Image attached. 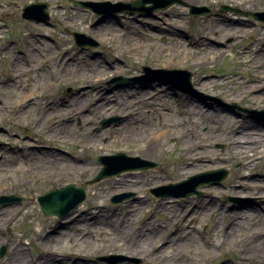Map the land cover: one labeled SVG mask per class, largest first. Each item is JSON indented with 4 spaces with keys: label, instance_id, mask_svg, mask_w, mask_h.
I'll return each mask as SVG.
<instances>
[{
    "label": "rangeland",
    "instance_id": "obj_1",
    "mask_svg": "<svg viewBox=\"0 0 264 264\" xmlns=\"http://www.w3.org/2000/svg\"><path fill=\"white\" fill-rule=\"evenodd\" d=\"M123 1L131 0H0V195L22 197L0 206V248H8L0 256V264H256L241 255L247 242L240 240L264 229V148L248 153L257 162L251 171L242 170L245 159L232 151L234 146L225 138L223 123H208L202 113L194 115L192 104L212 103L264 132V118L232 106L236 103L257 112L264 110V0H174L166 9L159 6L165 2L141 0L142 10L127 7L129 10L120 14L104 15L89 5ZM40 2L48 3L44 9L47 21L22 18L24 6ZM194 5L207 6L211 13L190 14ZM30 10L39 15L43 12L37 7ZM124 23L128 27L123 28ZM203 31L212 33L211 39L203 46L190 45L194 35L202 42ZM74 32L83 35L82 45L76 43ZM180 38L183 41H177ZM144 65L160 70L156 74L162 81L169 76L176 82L182 80L177 79L181 75L176 69L191 72L196 93L185 94L159 79L116 82L121 77L140 78ZM199 80L207 85L200 88ZM87 85L105 88L112 100L126 89L139 87L137 98L123 94L120 102L122 107L137 110V120L126 122L121 112L95 107L98 96L92 91L85 96L84 105L91 111L83 113L91 123L76 122L69 136L64 118L77 108L75 103L82 96L80 92L88 90ZM152 88L159 93L151 92L147 100H141ZM115 116L122 120L115 123L109 119ZM105 120L110 122L103 124ZM161 122H187L184 133L177 134L193 131L210 146L206 155L212 161L185 176L167 178L165 172L178 167L181 160L176 150L180 139L166 145L160 141L154 154L142 153L144 136L161 132ZM127 126V132L119 135ZM101 131H108L109 137L98 138ZM34 148L43 149L50 163V154L63 153L59 170H71L70 181L52 182L56 178L51 176V168L37 167L27 157L21 158L36 152ZM119 152L157 166L123 168L120 174L93 182L104 166L97 159ZM221 156L227 157L225 162L214 159ZM109 162L111 170L138 165L133 159ZM219 168L228 172L221 180L218 174L206 173ZM155 177L159 179L152 183ZM119 178L134 184L115 183ZM71 183L85 187V202L63 220L44 216L38 195ZM190 186H198L203 195L175 196ZM208 190L213 191L212 197ZM118 194L128 196L111 202ZM170 199L175 201L165 205ZM138 201L142 209L132 216L129 206ZM243 206L247 211L239 210ZM96 210L97 217L91 219ZM228 212L238 213L241 224L243 215H250L245 225L238 226L237 236L224 237L222 233L231 225ZM62 221L67 222L64 229ZM144 222H148L144 230L154 228L148 232L149 239L138 244L129 229L143 227ZM169 239L172 242L163 248V254L154 249ZM134 246L137 253L131 252ZM16 249L26 258L15 263L12 254Z\"/></svg>",
    "mask_w": 264,
    "mask_h": 264
},
{
    "label": "bare ground",
    "instance_id": "obj_2",
    "mask_svg": "<svg viewBox=\"0 0 264 264\" xmlns=\"http://www.w3.org/2000/svg\"><path fill=\"white\" fill-rule=\"evenodd\" d=\"M190 1H192L193 3L196 2V0H190ZM124 17H125V15H124ZM100 19L105 20V18L103 19V17H101ZM139 21H141V20H139ZM168 24H170V23H168ZM122 27L126 28L128 26L127 25L125 26V23H124V25H122ZM215 30H218V28L216 27ZM105 33H111V31L106 30ZM214 34L215 33H213V35ZM211 35H212V33H207V31H203L202 35L199 38L200 40H202V42L198 41L197 40L198 37L196 35H194V36H192L191 41H189L190 45L194 46L195 44H199V45L203 46V45H205L204 44L205 40L207 41V40L211 39L210 38ZM190 37L191 36L188 35L187 39H189ZM177 38L178 37L175 36L174 40ZM179 40L183 41V39H181V38L178 39L177 41H179ZM39 41L40 40H38V42ZM34 49H36V47ZM197 84L200 88H204L207 85V83H203L201 80H199ZM85 87H88V90H86V91L83 90L80 92V93H82V96L80 98H78V100L75 103L77 108L73 109L72 108L73 105L68 106V108H70V107L72 108L71 109L72 112L67 113L66 117L64 118V123H65L64 126L65 127L69 126L68 132H67L69 136L72 135L71 130L73 129V127H72L73 124H75L76 122L81 124V121H83V120L87 121L88 118H86L85 114H83V113H85V111H89L90 109L84 106L86 104V101H87L85 99V96H87L92 91L95 92L96 96H98V100L94 105L95 107L102 109V110L106 109L107 111L110 110V111L121 112V113H123L126 122H128V120H131V121L137 120L135 117V114L138 117L137 110L134 111L133 106H128L127 108L124 106L122 107L121 106L122 104L120 102L122 101L121 97L124 95L132 97V98H137V96H139V94L141 93L140 90H137V89H140L139 87L133 86V89H130L131 91H127V89H126V90H124V92L120 93V97L119 96L117 98L115 97V98H113V100L108 99V95H110V94H108V91L105 88H102L101 86H95L94 87L92 85H87ZM151 92L154 94L159 93L156 88H152V90L145 92L146 94H143V95H146V98L144 96V97H142L141 100H144V99L147 100L148 95ZM189 101H190V105H191V103L193 101L192 98H190ZM192 106H194L193 107L194 115L202 113L204 115L206 121H208V123H212L213 121L218 122V120L223 123L224 128L222 129V131L224 130L225 138L228 137V140L234 146L232 151L245 159L242 162V170L251 171V168H253L255 166L254 164L257 162V159L254 157V155H251L248 153L256 152L257 150H259V149L261 150V148H264V132H262L261 130L259 131L257 127L255 128V126L252 127L251 125H247V124L245 125V124L241 123L239 121V118H238L241 116H238L237 114H228L225 110L221 109L220 107L212 106V103H204L201 101V102H199V104H195V102H193ZM131 110H133V111H131ZM234 115H236V116L234 117ZM90 123H91L90 120H88L86 122V124H90ZM132 125H133V122H132ZM188 125L189 124L187 122H180L179 124H174V125L161 122V126L164 127V129L161 132H159L157 134H152L149 136L147 135V136H144V138H143V141H144L143 145L144 146L142 148V153L144 154V156L154 154V152L158 148V145L160 144V141L164 142L166 145V143L175 142L177 139H180V141H179L180 144L176 148V150L181 155V160L178 163V167H176L172 171L165 172V175L167 178H177V177L185 176V175H187L189 170L203 168L205 166V163L212 161V158L209 157L208 155H206L211 150L210 146L204 144L203 141H201L199 138H197L195 136V134L193 133V131H189V133L184 135V136H182L183 134L182 135L177 134V133H184L185 128H187ZM128 127L129 126L120 130L119 135H121V136L124 135L127 132L126 130L128 129ZM179 129H181V130L179 131ZM116 133H117V131H116ZM105 135L109 137V132L108 131H105V132L101 131L97 137L98 138L104 137ZM129 136H131V134H129L128 137ZM86 142H89V140L87 139ZM102 148H104V147H102ZM33 150H35V151L37 150V151L36 152L31 151L27 154H22L21 158L24 159L25 157H27L30 160V163L32 162V165H34V166H37V167L47 166V167L51 168L52 171L54 172L51 176L53 178H56V179L52 180V182L59 183L62 181H65V182L70 181V178H67V177L72 171L65 169L63 167L61 170H59V167H60L61 163L63 162V157H64L63 153L50 154V157L53 159V163H50L46 159V157H44V155H46L47 153L45 151H43V149L34 148ZM263 152L264 151H262L261 153H263ZM214 159H219L221 161H224L225 159H227V157H224V156L214 157ZM78 164L79 163L77 162L75 172H78V168H79ZM261 170L264 171V164L261 166ZM61 171H63V175H62ZM60 175H62V176L59 178ZM261 176H262L261 178L263 179L262 182L264 183V173ZM158 179H159L158 177H155L152 179L151 182L156 183L158 181ZM126 181L127 180H125L124 178H122V179L119 178L116 180L115 183L124 184V185H127V184L133 185L134 184V183L126 182ZM245 184H247V182H245ZM212 193H213L212 190L207 191V195L209 197H212ZM93 194L96 195L95 192ZM127 196H128V194H127ZM246 200H250V199H246ZM174 201L175 200L170 199L169 202H165V205H169ZM248 206L249 205H247V207ZM139 209L140 210L142 209L140 201L134 202V204L129 206V212L132 216H134V213L139 211ZM239 210H246L247 211L246 208L244 209V206H243V208L240 207ZM227 211H229V210L227 209ZM84 212L87 213L86 210H84ZM246 213H248V212H246ZM246 213L243 215L244 223L241 224L240 222L238 223V217H239L238 213L231 215L228 212V215H231V220H230L231 225L228 226L226 229L222 230V233L225 234L224 237H226L227 235L228 236H230V235L237 236L238 235V233H239V227L238 226L245 225L246 224L245 219H248V216H250L249 214H246ZM97 215H98V210L94 211L93 215L90 217L92 219V218L97 217ZM129 223H131V221H129ZM147 223L148 222H144L143 227H140V228L136 227L135 230L129 229L130 233H132V235H134V239L137 241L138 244H142L143 241H147L149 239L148 238L149 237L148 232H150L151 229L154 228V225H152V226H150V230H146V229L144 230V227ZM66 224H67L66 221H62V222H60V227H62V229H64V228H66ZM217 226L219 227V225H217ZM217 226H216V228H217ZM247 232H250V231H247ZM169 240L162 242L161 244H159V246H157V248L154 247V249H157V251H159L163 254V251H162L163 248H165V249L168 248L169 244L172 242L171 239H169ZM240 242H242V243L247 242L246 245H243L244 250L241 253V255H243L244 258H246L247 260L251 259L256 264H264V229L252 231L251 233L245 234V236H242ZM136 250H137V247L134 246V249L132 248L131 252L137 253ZM213 253H215V251H213ZM12 257H15V260H16L15 263L26 258L25 254L23 252L17 250V249L12 254ZM47 264H55V263L50 261ZM225 264H227V263H225Z\"/></svg>",
    "mask_w": 264,
    "mask_h": 264
},
{
    "label": "water",
    "instance_id": "obj_3",
    "mask_svg": "<svg viewBox=\"0 0 264 264\" xmlns=\"http://www.w3.org/2000/svg\"><path fill=\"white\" fill-rule=\"evenodd\" d=\"M153 1L155 3L165 2L163 5H159L160 8H162V9L167 8L168 6L172 5L173 2H175L174 0H153ZM176 1H179V0H176ZM90 4L92 6H95L96 3H90ZM107 5H110V3H101L99 6L102 8L97 9V10L102 11L103 8ZM143 5H144L143 1L136 0V1H133L132 3H130L128 6L134 7V8H140V7H143ZM115 6H120V7H118V9L123 8L121 4L115 5ZM192 8H193L192 9L193 14H200V12L205 10V8H198V7H192ZM29 12H30V10H26L25 16H29ZM43 13L45 14L46 18H48L45 10H43ZM75 35L77 36L78 42H80L81 41L80 34L76 33ZM147 70H150V69H147ZM172 72H174V71H172ZM177 72L183 73V74H188V76H187L188 84L184 85V87H182V88L186 91H189L190 87H191L190 73H187V71H176V73ZM167 82H169L175 86H179L178 83L175 81V79H169V80H167ZM105 122L107 123L108 121H105ZM110 159H115V161H126V159H133V160L138 161V165H136L135 167H129V168H128V166H122L119 169L111 170V169H109V164H110L109 160ZM97 160L100 163H104V166L99 171V173L97 174V176L94 178L93 181H99L103 178L113 176L115 174H120L121 170L123 168H125L126 170L127 169H146L148 167L157 165L156 163H153V162L142 161L139 157L128 158L127 155L125 153H122V152H119L114 156H102V157H99ZM208 174H218L219 180H221L227 176V171L225 169H220L217 171L214 170ZM153 192L156 194L157 190H153ZM190 192L202 194L200 191H198V189L196 187L192 188ZM183 194L188 195L189 192L188 193L185 192ZM124 196L125 195H122V196L117 195L114 197L113 201H119ZM20 199H21V197L15 196V195L0 196V206H6L8 203H12L14 201H19ZM85 199H86V190L84 189V187H82V186L77 187L75 184H70V185H68L62 189H59V190H57V189L51 190V191H48V192L38 196V202H39V205H40V208H41L43 214L45 216L56 215L59 218H62L63 216L68 215L73 209H75L77 206L82 204ZM5 252H6V247L4 246L1 249V253H0L1 256H3Z\"/></svg>",
    "mask_w": 264,
    "mask_h": 264
}]
</instances>
